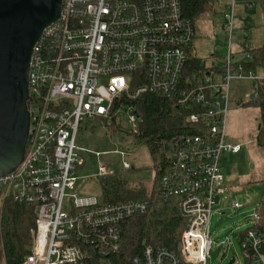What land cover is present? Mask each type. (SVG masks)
<instances>
[{
    "label": "built area",
    "instance_id": "obj_1",
    "mask_svg": "<svg viewBox=\"0 0 264 264\" xmlns=\"http://www.w3.org/2000/svg\"><path fill=\"white\" fill-rule=\"evenodd\" d=\"M239 1L248 10L257 5V0H228L227 52L213 57L211 65L201 60L200 69L186 74L197 25L183 16L181 0H62L60 16L43 29L31 57L25 157L0 176V213L7 199L34 205L37 213L23 264H124L111 258L123 248L120 224L146 213L150 202L104 203L80 194L84 160L77 142L85 119L115 128L126 113L136 128L139 113L131 102L145 93L173 99L190 112L192 122L202 120L208 133L186 135L161 180L163 193L178 198L187 220L179 252L148 245L130 264H208L211 217L228 190L221 156L224 148L241 150L226 142L231 83L250 80L251 101L264 98V74L244 69L255 48L248 25L234 48ZM111 174L106 165L98 169V177ZM231 206L242 207L234 198ZM238 236L246 264H264V228L258 227L257 209ZM233 264H239L236 257Z\"/></svg>",
    "mask_w": 264,
    "mask_h": 264
},
{
    "label": "rangeland",
    "instance_id": "obj_2",
    "mask_svg": "<svg viewBox=\"0 0 264 264\" xmlns=\"http://www.w3.org/2000/svg\"><path fill=\"white\" fill-rule=\"evenodd\" d=\"M227 5L228 0H217V11L206 12L197 22L193 53L196 52L206 65L213 63V57L219 59L227 52V35L223 27ZM236 15L234 48L242 40L243 28L247 25L250 27L253 44L262 45L264 0H257V5L252 10L246 8L244 1H239ZM218 47L220 49H217ZM251 94L250 81L246 79L232 81L226 142L239 144L241 152L233 153L230 148H224L221 156V167L225 175L223 185L228 190L219 198L211 217L210 233L213 248L208 264H228L233 257L237 258V263L246 264L238 233L248 227L253 212L260 201L264 200V148L258 143L262 107L251 101ZM133 131H136V128L130 123L126 113L121 114L117 129L100 120L83 121L77 142L82 148L84 160L79 171L80 194L102 198L101 178L98 177L101 165L108 166L113 174H121L131 186L140 183L153 186L155 168L150 149L143 139L133 134ZM126 163L130 168L125 167ZM232 198L237 199L242 207L233 208Z\"/></svg>",
    "mask_w": 264,
    "mask_h": 264
},
{
    "label": "trees",
    "instance_id": "obj_3",
    "mask_svg": "<svg viewBox=\"0 0 264 264\" xmlns=\"http://www.w3.org/2000/svg\"><path fill=\"white\" fill-rule=\"evenodd\" d=\"M217 0H181L185 18L197 25L203 14L217 11ZM253 60L244 63V69L257 71L264 67V42L252 50ZM201 58L194 55L189 60L190 70L200 69ZM126 101V100H125ZM262 107L258 143L264 148V98L253 101ZM139 113L136 131L133 134L143 139L152 156L155 168L154 184L130 185L121 174L100 177L101 201L116 202L130 199H147L150 209L136 214L120 224L122 251L112 256L113 261L130 264L131 259L148 245H162L179 252L182 234L187 220L179 210L178 198L167 196L161 189V180L172 166L173 152L186 135H207L202 120L192 122L189 113L182 111L173 99L158 93H145L131 102ZM261 125V126H260ZM119 126L113 128L117 129ZM258 227L264 228V200L256 207ZM37 213L34 205L7 199L0 217V264H23L33 244L32 230L36 226Z\"/></svg>",
    "mask_w": 264,
    "mask_h": 264
},
{
    "label": "water",
    "instance_id": "obj_4",
    "mask_svg": "<svg viewBox=\"0 0 264 264\" xmlns=\"http://www.w3.org/2000/svg\"><path fill=\"white\" fill-rule=\"evenodd\" d=\"M61 10L62 0H0V176L25 157L31 57L43 29Z\"/></svg>",
    "mask_w": 264,
    "mask_h": 264
},
{
    "label": "crops",
    "instance_id": "obj_5",
    "mask_svg": "<svg viewBox=\"0 0 264 264\" xmlns=\"http://www.w3.org/2000/svg\"><path fill=\"white\" fill-rule=\"evenodd\" d=\"M259 46H260V45H259ZM255 47H257V46H255ZM193 49H194V44H193ZM194 55L198 56L196 52H195ZM198 57H199V56H198ZM212 60H213V59H212ZM213 62H215V60H213ZM210 65H211V64H210ZM256 72L259 73V74L264 73V67H258ZM248 81H250V80H248ZM250 84H252L251 81H250ZM232 152H233V151H232ZM239 152H241V150H240ZM239 152H236V153H239ZM233 153H235V152H233Z\"/></svg>",
    "mask_w": 264,
    "mask_h": 264
}]
</instances>
